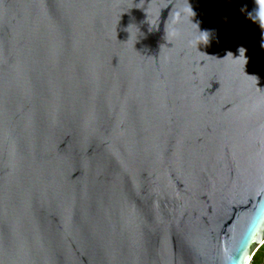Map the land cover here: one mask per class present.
<instances>
[{
    "label": "water",
    "instance_id": "water-1",
    "mask_svg": "<svg viewBox=\"0 0 264 264\" xmlns=\"http://www.w3.org/2000/svg\"><path fill=\"white\" fill-rule=\"evenodd\" d=\"M256 7L0 0V264L252 260L264 244Z\"/></svg>",
    "mask_w": 264,
    "mask_h": 264
},
{
    "label": "clouds",
    "instance_id": "clouds-1",
    "mask_svg": "<svg viewBox=\"0 0 264 264\" xmlns=\"http://www.w3.org/2000/svg\"><path fill=\"white\" fill-rule=\"evenodd\" d=\"M255 3L257 5L256 9L254 10V12H251L248 15L253 22L257 23L262 29H264V0H255ZM190 12H191L190 15V19H191L195 15L191 7H190ZM182 16H183V12H178L174 20V31L177 33H179L180 31L178 25L180 24ZM198 29H199V34L194 38L195 46L197 50H198V45L200 43L207 44L209 41V31L200 30L199 25H198ZM226 264H251V256H243L242 259L239 257H228L226 260Z\"/></svg>",
    "mask_w": 264,
    "mask_h": 264
},
{
    "label": "trees",
    "instance_id": "trees-1",
    "mask_svg": "<svg viewBox=\"0 0 264 264\" xmlns=\"http://www.w3.org/2000/svg\"><path fill=\"white\" fill-rule=\"evenodd\" d=\"M260 248L254 254V256L251 260V264H264V250H260Z\"/></svg>",
    "mask_w": 264,
    "mask_h": 264
},
{
    "label": "rangeland",
    "instance_id": "rangeland-1",
    "mask_svg": "<svg viewBox=\"0 0 264 264\" xmlns=\"http://www.w3.org/2000/svg\"><path fill=\"white\" fill-rule=\"evenodd\" d=\"M260 250H264V245L260 248Z\"/></svg>",
    "mask_w": 264,
    "mask_h": 264
}]
</instances>
